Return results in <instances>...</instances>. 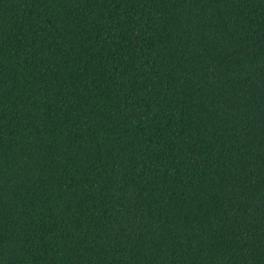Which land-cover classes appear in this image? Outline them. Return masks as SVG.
<instances>
[{
  "label": "trees",
  "instance_id": "trees-1",
  "mask_svg": "<svg viewBox=\"0 0 264 264\" xmlns=\"http://www.w3.org/2000/svg\"><path fill=\"white\" fill-rule=\"evenodd\" d=\"M0 264H264V0H0Z\"/></svg>",
  "mask_w": 264,
  "mask_h": 264
}]
</instances>
